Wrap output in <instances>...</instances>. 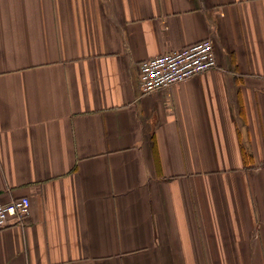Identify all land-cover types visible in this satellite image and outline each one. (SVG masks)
Listing matches in <instances>:
<instances>
[{"label": "crops", "instance_id": "crops-1", "mask_svg": "<svg viewBox=\"0 0 264 264\" xmlns=\"http://www.w3.org/2000/svg\"><path fill=\"white\" fill-rule=\"evenodd\" d=\"M217 64L142 94L139 64ZM0 264H264V0H0Z\"/></svg>", "mask_w": 264, "mask_h": 264}, {"label": "built area", "instance_id": "built-area-1", "mask_svg": "<svg viewBox=\"0 0 264 264\" xmlns=\"http://www.w3.org/2000/svg\"><path fill=\"white\" fill-rule=\"evenodd\" d=\"M214 43L205 39L181 50L144 60L139 64V86L142 94H151L186 82L216 68ZM30 214V200L22 197L10 202L0 198V230L12 224H22Z\"/></svg>", "mask_w": 264, "mask_h": 264}]
</instances>
